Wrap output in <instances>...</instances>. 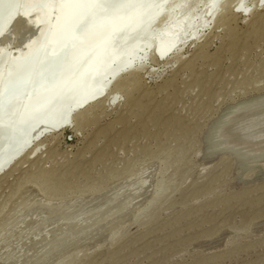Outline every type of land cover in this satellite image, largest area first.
<instances>
[{"label": "rangeland", "instance_id": "374dc122", "mask_svg": "<svg viewBox=\"0 0 264 264\" xmlns=\"http://www.w3.org/2000/svg\"><path fill=\"white\" fill-rule=\"evenodd\" d=\"M236 3L215 21L189 0L178 21L194 25L167 57L138 51L87 116L33 140L0 179V264H264V162L238 183L234 157L202 160L213 123L208 154L232 150L245 170L264 157L219 137L264 113V97L226 110L264 95V7ZM35 33L15 30L8 54Z\"/></svg>", "mask_w": 264, "mask_h": 264}, {"label": "bare ground", "instance_id": "6f19581e", "mask_svg": "<svg viewBox=\"0 0 264 264\" xmlns=\"http://www.w3.org/2000/svg\"><path fill=\"white\" fill-rule=\"evenodd\" d=\"M229 1L209 0V12L212 13L210 15L214 17L215 21L219 20L222 15L218 13V10L225 9ZM246 2L247 0H237V9L243 11ZM188 4L189 0H0V11L3 12L0 17V96H2L6 84L13 78L23 73L27 79L31 78L32 74L36 77L37 73H40V68L47 65L46 62L52 58L56 64V77L52 86L44 85L39 90H35L32 96H29L23 103H16V107L20 106L18 108L37 110L39 105L50 98L59 97L63 88L69 87L74 80L72 77L81 75L85 70H90L95 74L90 82L99 78L97 83L99 82L100 87L79 103H86V105L74 110V113L71 114L72 122L59 129L70 127L78 118L80 120L82 116H87L94 104L108 94L109 85L104 83L105 78L111 76L115 80L112 88H118L123 75L120 74L122 69L133 66L138 51L152 47L153 56L160 59L161 56H166L169 52V49L158 48V43L164 39L166 34L179 30L177 44L182 40L185 34L183 24L186 23L189 27H193L195 22L193 14L186 18L183 17L186 20L185 23L178 21L179 14L186 9ZM261 5L264 7V0H256V6L261 7ZM183 18L181 17V20ZM15 30L24 33L25 37L35 31L37 35L33 40L26 41L27 44L21 52L11 56L5 49V43L12 39ZM62 59L63 64L61 63ZM83 60H85V64L78 67ZM86 76H88V72L85 74ZM85 79L87 86L88 78ZM103 92H105L103 96L93 99ZM260 97H264V95L249 98V100L246 99L247 101H240V103H233L230 108H228L230 105L227 106L226 110H230L235 115L244 105ZM113 98L115 99V96ZM90 99L93 100L88 102ZM222 113L223 111L220 114ZM3 116L0 112V123L14 118V116H10L5 120ZM48 128L45 125L38 127L33 131L31 137H37L40 130ZM219 137L222 139L231 138L235 144L245 147L251 152L263 150L264 113L254 114L246 121L221 124ZM210 150L211 148L208 147V152L212 153ZM22 155L16 158L4 172L0 173V179L11 173ZM148 183L147 186L151 187V182ZM146 189L148 190V187ZM155 194L157 193L155 192ZM155 194L153 195L155 196ZM261 225L263 227L260 228L264 229V222Z\"/></svg>", "mask_w": 264, "mask_h": 264}, {"label": "water", "instance_id": "95a60500", "mask_svg": "<svg viewBox=\"0 0 264 264\" xmlns=\"http://www.w3.org/2000/svg\"><path fill=\"white\" fill-rule=\"evenodd\" d=\"M262 6L263 5H261V7ZM249 12L250 11L244 10L245 14ZM2 15L3 12L0 11V17ZM178 31L176 30L169 32L165 35L164 39L158 43L159 49H169V52L166 54V56H168L177 45ZM166 56H161V58ZM46 63L47 65H44L40 68V73H37L36 77H34V74H32L33 76L31 75V78L27 79L23 73L13 78L6 84L3 94L0 96V112H2L4 115L3 119L6 120L7 117L14 116V118L11 120L0 123V173L4 172V170L7 169L16 158L26 152L27 148L33 145V140L39 139L46 132L57 130L62 126L71 123V114L74 113V110L86 105V103H79H81L83 99L87 98L89 94L100 87V85H98L99 82L97 83L99 78L95 79L92 83L90 82L95 75L94 72L91 73L90 70H85L81 75H75L72 77L74 80L70 83L69 87L63 88L64 90L60 93L59 97L54 96L50 98L45 103L39 105L37 110L31 111L26 109V111L24 108H18L20 106L16 107V103H23L29 96H32L35 90H39L44 85H47L46 87L52 86L54 83L53 80L56 77V64L52 61V58H50ZM61 63L63 64V59L61 60ZM84 64L85 60H83L78 67H81ZM87 72L88 76L85 77ZM85 78H88L87 86L85 84ZM104 94L105 92L93 99L103 96ZM93 99L88 100V102L92 101ZM77 103L78 105L76 106ZM220 116L221 114H219L216 119ZM64 120L65 122H63ZM42 125L48 126L49 128L43 133L38 134L37 137H31L33 131ZM209 129L210 128L206 130L203 136V161H211L219 155H230L234 157L236 162L235 171H237L238 183L248 182L245 179L247 173L255 170H261L259 165L264 162V157H261V159L251 163L248 169L245 170L244 168L240 167L239 164H237L238 157L232 150H220L216 154L210 156L208 154L207 144V135ZM259 227L263 226L260 225ZM219 242L220 239H217L214 244Z\"/></svg>", "mask_w": 264, "mask_h": 264}]
</instances>
